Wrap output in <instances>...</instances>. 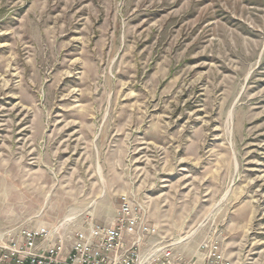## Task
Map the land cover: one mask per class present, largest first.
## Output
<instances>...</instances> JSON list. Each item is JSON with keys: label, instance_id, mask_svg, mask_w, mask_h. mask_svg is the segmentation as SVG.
<instances>
[{"label": "rangeland", "instance_id": "374dc122", "mask_svg": "<svg viewBox=\"0 0 264 264\" xmlns=\"http://www.w3.org/2000/svg\"><path fill=\"white\" fill-rule=\"evenodd\" d=\"M123 195L264 264V0H0V231Z\"/></svg>", "mask_w": 264, "mask_h": 264}, {"label": "built area", "instance_id": "2783aa9c", "mask_svg": "<svg viewBox=\"0 0 264 264\" xmlns=\"http://www.w3.org/2000/svg\"><path fill=\"white\" fill-rule=\"evenodd\" d=\"M0 264H234L217 241L186 256L152 223L146 205L120 198L110 224L15 227L0 231Z\"/></svg>", "mask_w": 264, "mask_h": 264}]
</instances>
